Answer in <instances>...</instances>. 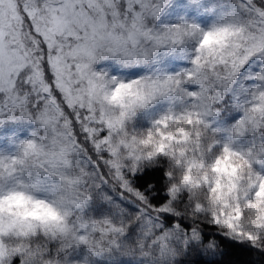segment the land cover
<instances>
[{"label": "snow or ice", "instance_id": "snow-or-ice-1", "mask_svg": "<svg viewBox=\"0 0 264 264\" xmlns=\"http://www.w3.org/2000/svg\"><path fill=\"white\" fill-rule=\"evenodd\" d=\"M0 264H264V0H0Z\"/></svg>", "mask_w": 264, "mask_h": 264}]
</instances>
